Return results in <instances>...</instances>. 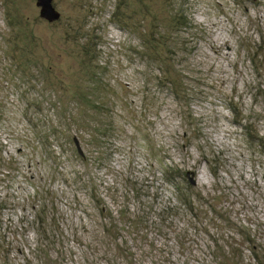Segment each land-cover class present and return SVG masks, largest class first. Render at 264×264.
Instances as JSON below:
<instances>
[{
    "label": "rangeland",
    "instance_id": "rangeland-1",
    "mask_svg": "<svg viewBox=\"0 0 264 264\" xmlns=\"http://www.w3.org/2000/svg\"><path fill=\"white\" fill-rule=\"evenodd\" d=\"M39 1L0 0V264H264V0Z\"/></svg>",
    "mask_w": 264,
    "mask_h": 264
},
{
    "label": "water",
    "instance_id": "water-1",
    "mask_svg": "<svg viewBox=\"0 0 264 264\" xmlns=\"http://www.w3.org/2000/svg\"><path fill=\"white\" fill-rule=\"evenodd\" d=\"M39 5L42 7L41 15L49 20H56L60 18V13L55 10L51 4V0H40ZM190 180L195 183L193 177Z\"/></svg>",
    "mask_w": 264,
    "mask_h": 264
},
{
    "label": "trees",
    "instance_id": "trees-1",
    "mask_svg": "<svg viewBox=\"0 0 264 264\" xmlns=\"http://www.w3.org/2000/svg\"><path fill=\"white\" fill-rule=\"evenodd\" d=\"M0 119H1V118H0ZM41 141H42V140H41ZM38 142H40V141H38ZM42 142H43V141H42ZM42 142H41V144H42ZM11 170H14V169L11 168Z\"/></svg>",
    "mask_w": 264,
    "mask_h": 264
}]
</instances>
